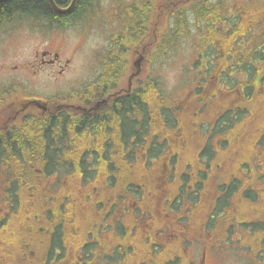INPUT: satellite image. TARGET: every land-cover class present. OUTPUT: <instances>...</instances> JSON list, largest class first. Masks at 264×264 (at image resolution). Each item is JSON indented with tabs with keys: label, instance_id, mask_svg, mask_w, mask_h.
I'll use <instances>...</instances> for the list:
<instances>
[{
	"label": "flooded vegetation",
	"instance_id": "af4514ba",
	"mask_svg": "<svg viewBox=\"0 0 264 264\" xmlns=\"http://www.w3.org/2000/svg\"><path fill=\"white\" fill-rule=\"evenodd\" d=\"M144 7L148 17H126L123 30L119 26L111 31L109 50L123 52L117 69L111 71L107 62V77L88 80L75 74L68 77L75 72V53L62 56L61 44L54 39L40 41L27 56L10 61V17H0V261L90 264L93 252L106 258L118 251L121 260L127 257L126 264H161L172 254L171 261L177 264L192 263L190 241L185 238L192 234L200 242L203 228L189 218L187 188L200 178L191 172L187 180L181 176L172 184L167 164L180 167L188 160L189 152L182 154L189 139L199 149L201 165L207 163L202 150L214 149L217 138L208 145L198 132L227 105L215 93L213 109L202 114L207 104L201 101L215 83L223 91L224 72L236 71L245 55L264 56V0H176L170 7L158 0L136 4L141 11ZM176 17H185L194 38L186 46L188 52L206 51L213 45L216 56L213 67L200 71L189 85L186 96L161 101L156 93L158 47L160 36L173 31ZM53 29L61 27L56 23ZM138 35L141 48L127 47L128 39ZM127 52L131 58L144 52L140 68L147 66L151 75L144 80L136 77L139 74L130 77ZM40 87L50 94L34 96L32 91ZM138 89L146 94H137ZM225 91L233 96L230 106L236 115L248 110L238 95V83ZM126 96L133 98L129 108L120 101ZM162 111L169 112L167 117L160 118ZM83 116L90 118L82 123ZM52 119L56 120L49 125ZM129 122L133 123L130 133L124 128ZM159 130L165 131L161 139L155 137ZM260 156L253 166L264 164ZM137 162L145 166L142 176L125 171L126 165ZM238 170L246 177L243 167ZM94 174L98 180H93ZM126 180L130 188L124 193L121 186ZM108 201H120L126 210L105 208ZM70 228L77 236L64 246V233ZM143 242H151L150 249ZM113 246L111 256L106 252ZM162 250L166 254L158 258ZM74 251L75 261L70 254Z\"/></svg>",
	"mask_w": 264,
	"mask_h": 264
},
{
	"label": "trees",
	"instance_id": "16d2710c",
	"mask_svg": "<svg viewBox=\"0 0 264 264\" xmlns=\"http://www.w3.org/2000/svg\"><path fill=\"white\" fill-rule=\"evenodd\" d=\"M54 1L60 7H68L71 0ZM93 1L78 0L70 12L60 14L52 9L48 0H6L0 2V17L5 19L10 17V22L15 19L27 18L24 16L40 17L52 25L57 23L61 28H66L73 22L75 17L84 16L85 12L91 8L95 10L96 7L92 3ZM137 10L134 5V17H136ZM201 12L202 10L198 13ZM143 15L142 17L148 16L146 13ZM215 33V29L212 28V36ZM141 38L142 36L138 35L136 38L128 39L127 43L138 42ZM193 39L192 35L187 31L185 17H176L173 31L167 36H160L159 43V46L168 47L172 43L175 45L170 46L168 51L159 52L158 56L164 57L171 53L175 54L179 50L181 51L183 47L191 45ZM214 50V46L210 45L206 51L201 50L200 52L193 53L192 69L206 72V69L212 68V61L216 56ZM122 54L123 52L114 49L111 51L105 50L100 54V58L102 60L105 56V59L110 64L111 71H114L117 69L119 58ZM238 62L239 67L236 71L232 72L231 69H227L224 72L222 76V82L224 84L223 91H219V83H215L209 96L201 101V105L207 104L202 114H205V111L211 107L213 109L215 103L212 96L215 93L221 94L224 98V105H227L221 115L215 118L208 126L204 125L198 132V136L203 138L205 136V140L210 145L214 142L215 137L217 138V146L214 149L202 150L204 156L207 157L208 153L211 155L214 154L217 159L214 165L210 167L211 172H205V181L207 180V182L205 184L204 181L205 187L203 186L204 189H201V193L204 190L205 195L209 197L208 205L210 212L209 217L206 219V223L209 225L214 222V217L218 211H225L222 216V222L230 224L232 220L231 216L234 213H230L227 210L236 209L242 199H246L254 204L256 212L264 219V164H262L260 172L254 171L252 164L258 153L261 154L260 157H264V150L259 151L255 147L258 144L264 148V91L261 90V87L264 85V56L257 53L245 55ZM164 63L159 61L158 65ZM99 77H107L106 70L100 73ZM236 83H238L239 87L238 95L246 101V105L248 106V110L238 111L237 115L235 114V109L230 106V101L233 96L230 92L225 91L226 87L230 89L231 85ZM156 93L159 95L160 100H165L161 96L163 92L159 86ZM137 94L144 96L146 91L138 89ZM132 99V97L126 96L120 101L122 104L125 103V106L129 108ZM89 118L90 116H83L81 122L85 123ZM55 120L52 119L49 125H52ZM124 128L126 132L130 133L133 129V123H124ZM239 145L240 148L236 155L235 149ZM247 147H250V149H247ZM238 167H243L246 177L232 176L236 175L235 171L237 172ZM249 169L252 172L248 173ZM212 191H215L216 194L211 195L210 193ZM240 220L245 224L249 223L251 227L258 228L260 233H264V220ZM0 264H3L2 261H0ZM13 264H21V262L15 261Z\"/></svg>",
	"mask_w": 264,
	"mask_h": 264
},
{
	"label": "rangeland",
	"instance_id": "374dc122",
	"mask_svg": "<svg viewBox=\"0 0 264 264\" xmlns=\"http://www.w3.org/2000/svg\"><path fill=\"white\" fill-rule=\"evenodd\" d=\"M140 1L141 0H134L133 3H127L124 7H121L123 6L122 0H118V4H115V2H117L116 0H94L92 2L94 7L101 9L93 10L91 8L85 12V18L83 22L84 24H86L85 28L87 29L90 27L89 29H87L86 31L81 30V23H78L66 30L61 31L63 43L61 44L62 48L60 51L63 56H67L71 51L74 50V62H76V65L78 67L76 76L79 80H88L98 75V67L97 65H95V68L92 66L93 61L90 63V57L86 53V50L90 48L93 50V47H102L106 42L107 30L112 28V31H118L119 26L123 30L125 18L135 16V13L133 11L134 5L136 6V4H139ZM173 1L176 0H158V3H164L165 5L170 7ZM112 5H115V7H112ZM144 13L148 15L149 10L145 7L142 9V11L138 9L136 17H142L144 16ZM78 20H80V17H75L74 21ZM30 24L31 23L26 18L15 19L10 23V53L7 50L8 55L10 56V61L18 60L22 56H27L29 52H31L39 44L40 41L48 39L53 32V28L42 29L41 26L43 23L40 21L34 23V27L32 29H30L29 27ZM18 26L20 27V29L14 31ZM174 45L175 44L172 43L168 47L159 46L158 53L166 50L168 51L170 49V46ZM92 55L94 56L95 54L92 53ZM187 55L188 54L185 52L183 53V49H181V51L179 50L175 54L171 53L164 57H159L158 59V62H165L164 64L158 65V78L160 80V87L163 92L161 95L166 94V91L164 90L165 88L171 91L166 94V99L172 100L174 96L183 98L189 91V85L186 80H188L187 76H190L193 73V70L191 69L190 65L186 66ZM127 65H129L128 61H126V66ZM155 68L157 69V64L155 65ZM128 71L129 69L126 71V73H128ZM139 71V75L136 76L138 79L144 80L146 77L151 75V70L147 66L140 68ZM88 85L89 83L86 84V86ZM32 93L34 96L48 95L50 94V90L44 87H40L34 89ZM185 133L188 134L187 131H185ZM195 149L196 147L194 142L189 139L188 144H186L185 151L182 155L184 156L186 152L194 153ZM193 164L195 165V167L200 168L204 171L209 170V164L207 163H203L201 165V163L195 162L194 159ZM153 165L154 164H152L150 167H152ZM167 167L169 171L171 170L172 178H169V181L172 184L175 180H179V178L184 173H188L187 166L185 165L178 167L176 164H174L173 166L167 164ZM160 168H163V166H160ZM92 178L93 180H98L99 177H97V174H94ZM84 183L87 184L85 180ZM1 184L2 183L0 182V185ZM148 185L150 189H153V184L151 182H149ZM215 193V191H212L210 194L214 195ZM208 200V196H202L200 198V205L195 209L197 205H195L196 200L194 198L189 199L187 207L189 208L195 205L192 209L189 210V212L191 214V212L195 209L193 211L192 217L197 222L201 221L207 216L209 207ZM129 201L131 200H128V202ZM249 205L250 202L248 200H243L241 203V207H247ZM0 206H2L1 202ZM122 208L126 210L125 204L123 203ZM128 209L129 211H131V202L128 206ZM222 213L223 211L218 212L214 220L216 221L220 219L222 217ZM165 215L167 216V214ZM253 218H261V216L254 215ZM113 220L114 219H112V221ZM220 230L221 229L217 226L209 229H202V235L199 239H204L200 242H196L192 234L191 237L185 238V240L188 239L190 241V245L187 247L190 253V261H195L196 264H264V233H260V230L258 228L251 227V229L247 231L245 224H236L232 225L231 229H226L227 234L233 236L234 239L240 238L241 246L238 245V249L236 251L232 243V239H224L223 236L220 235ZM217 232L219 239H217ZM249 233H253L254 235L258 236L261 240V243L258 239L255 241L254 235ZM183 245L184 243H182L181 247H183ZM214 247H216L215 253L219 258H224L228 255L229 257L224 261L217 260L211 252L212 248ZM114 250L115 246L110 248L106 253L113 256L112 252ZM98 253L99 251L93 252V257L91 258L90 264H122L121 260L113 263L110 262L107 258H102V256L97 257ZM70 254H72L73 260L75 261V251Z\"/></svg>",
	"mask_w": 264,
	"mask_h": 264
},
{
	"label": "water",
	"instance_id": "95a60500",
	"mask_svg": "<svg viewBox=\"0 0 264 264\" xmlns=\"http://www.w3.org/2000/svg\"><path fill=\"white\" fill-rule=\"evenodd\" d=\"M0 1H4V0H0ZM78 0H72L71 3H70V6L68 8H63V7H60L58 6L54 0H49L52 8L58 12V13H64V12H68L76 3H77Z\"/></svg>",
	"mask_w": 264,
	"mask_h": 264
},
{
	"label": "bare ground",
	"instance_id": "6f19581e",
	"mask_svg": "<svg viewBox=\"0 0 264 264\" xmlns=\"http://www.w3.org/2000/svg\"><path fill=\"white\" fill-rule=\"evenodd\" d=\"M4 1H6V0H4ZM4 1H0V2H4ZM56 3V2H55ZM49 4H50V2H49ZM76 5V4H75ZM75 5L68 11V12H70L74 7H75ZM59 6V5H58ZM70 6V5H69ZM68 6V7H69ZM68 7H63V8H68ZM68 12H64V13H60V14H65V13H68Z\"/></svg>",
	"mask_w": 264,
	"mask_h": 264
}]
</instances>
